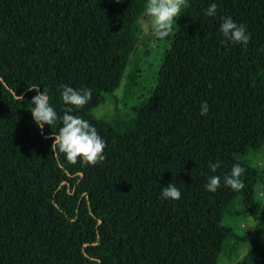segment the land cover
<instances>
[{
  "label": "trees",
  "instance_id": "1",
  "mask_svg": "<svg viewBox=\"0 0 264 264\" xmlns=\"http://www.w3.org/2000/svg\"><path fill=\"white\" fill-rule=\"evenodd\" d=\"M137 1L0 0V264H221L247 240L255 258L236 264H264V203L255 197L264 168L254 160L264 148V0H185L169 36L155 37L168 44L154 89L138 107L98 117L94 106L120 72L102 53L123 43L112 35ZM213 2L216 14L206 16ZM225 16L245 25L247 45L223 38ZM146 38L127 85L138 84L153 55ZM34 84L58 116L61 85L92 90L74 114L104 139L103 161L53 154L60 121L34 124ZM233 164L244 170L242 188L205 190L209 175L222 178ZM169 183L179 199H161ZM239 207L253 232H236Z\"/></svg>",
  "mask_w": 264,
  "mask_h": 264
},
{
  "label": "clouds",
  "instance_id": "2",
  "mask_svg": "<svg viewBox=\"0 0 264 264\" xmlns=\"http://www.w3.org/2000/svg\"><path fill=\"white\" fill-rule=\"evenodd\" d=\"M185 7V0H145V14L150 17L147 24L143 25L145 32H150L156 38L163 39L168 37L173 30L174 19L181 15L182 9ZM217 4L210 3L204 9L206 16H214L216 14ZM219 32L223 38L233 44L241 46L247 45L250 40V33L243 23H236L231 16L221 17L219 24ZM36 91L31 98V112L34 124L40 130L45 125L50 127L59 119L60 126L52 138L53 154H63L65 160L76 162L77 158L81 164L95 165L99 161H103L105 149V141L98 134L96 128L89 123L87 119L80 115L74 114L76 110L82 108L91 98L92 90L90 88L81 87L79 89L69 85L60 86V99L63 101V114L58 116L57 111L49 103V97L45 91H39L38 85L34 84L30 87ZM209 105L207 101L200 104V115H207ZM220 166V162H210L209 169L214 173ZM243 168L239 164H233L230 171L222 178L218 175H209L207 177L204 188L210 193L217 191L221 182L225 187L232 190H239L243 187L240 176ZM180 190L173 184L169 183L160 190V197L163 200H176L180 198Z\"/></svg>",
  "mask_w": 264,
  "mask_h": 264
},
{
  "label": "rangeland",
  "instance_id": "3",
  "mask_svg": "<svg viewBox=\"0 0 264 264\" xmlns=\"http://www.w3.org/2000/svg\"><path fill=\"white\" fill-rule=\"evenodd\" d=\"M144 9L145 0H138L133 4L129 13L128 24L117 29L112 35V38L121 40L123 43L121 45L109 46L102 53V62H118L120 72L118 73V81L113 86L111 96H109L104 102L94 106L93 112L98 117H109L115 113L116 109L124 114L127 108L138 107L139 103L143 101V99L146 98L155 87L157 73L161 65L160 60L163 54L162 47L167 45L168 42L165 40L157 42L150 32H145L143 30V25L147 24L150 20V17L145 14ZM174 23L175 21H173V26ZM145 38V43L147 42L146 44L151 43L149 46L153 49V55L148 58L146 63L142 66V73L136 80L138 84L135 86L127 85V82L125 81L126 72L134 59L135 50L141 47ZM254 160L264 168V148ZM255 197L258 201L264 203V183L259 184L255 188ZM233 222H241L242 224L241 228L238 227L236 229L238 234H243L245 231L253 232L255 230L256 222L251 216L246 214V211L242 207H239L237 214L233 215ZM226 234H228V230L221 231V237L216 242L217 248H219ZM241 244L238 258L230 262H227L224 259L225 261L222 260L221 264H236L239 260L246 262L254 260L255 257L252 255L250 241H242Z\"/></svg>",
  "mask_w": 264,
  "mask_h": 264
}]
</instances>
